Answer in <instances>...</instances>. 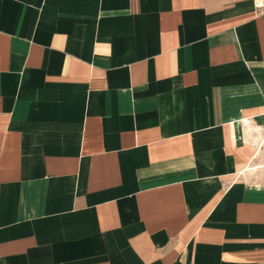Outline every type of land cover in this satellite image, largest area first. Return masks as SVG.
<instances>
[{"label":"crops","instance_id":"1","mask_svg":"<svg viewBox=\"0 0 264 264\" xmlns=\"http://www.w3.org/2000/svg\"><path fill=\"white\" fill-rule=\"evenodd\" d=\"M0 264H264V12L0 0Z\"/></svg>","mask_w":264,"mask_h":264},{"label":"built area","instance_id":"2","mask_svg":"<svg viewBox=\"0 0 264 264\" xmlns=\"http://www.w3.org/2000/svg\"><path fill=\"white\" fill-rule=\"evenodd\" d=\"M254 8L258 12H264V0H252Z\"/></svg>","mask_w":264,"mask_h":264}]
</instances>
